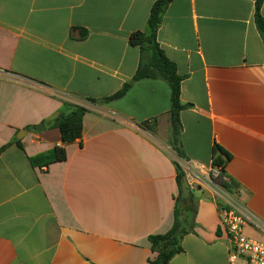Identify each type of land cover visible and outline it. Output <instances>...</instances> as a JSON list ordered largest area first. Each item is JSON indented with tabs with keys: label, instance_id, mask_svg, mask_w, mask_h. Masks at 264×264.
<instances>
[{
	"label": "crops",
	"instance_id": "0c3cea01",
	"mask_svg": "<svg viewBox=\"0 0 264 264\" xmlns=\"http://www.w3.org/2000/svg\"><path fill=\"white\" fill-rule=\"evenodd\" d=\"M155 1L0 0V150L10 144L0 151V264L156 258L148 238L171 229L178 196L169 87L144 79L121 99L88 102L132 79L140 52L129 37L146 30ZM254 3L172 0L157 42L190 105L180 113L185 159L209 166L214 145L230 154L225 176L264 223V43ZM65 106L88 110L80 140L65 146V161L32 168L29 157L61 144L47 123ZM38 125L45 129L33 131ZM191 194L195 233L169 264H243L229 262L211 190ZM244 233L264 242L254 226Z\"/></svg>",
	"mask_w": 264,
	"mask_h": 264
},
{
	"label": "trees",
	"instance_id": "16d2710c",
	"mask_svg": "<svg viewBox=\"0 0 264 264\" xmlns=\"http://www.w3.org/2000/svg\"><path fill=\"white\" fill-rule=\"evenodd\" d=\"M171 1L156 0L150 8L146 30L144 32H134L130 35L129 44L138 48L140 52V61L132 79L124 84L113 96L102 100L89 99L88 102L102 105L121 99L133 84L140 80L151 79L164 81L170 90L169 123L171 136L169 146L179 160H186L180 145L182 131L180 113L190 105L183 104L180 99L183 77L178 75L175 64L165 56L157 42V31ZM262 4H264V0H255L254 24L262 43H264V16L260 13ZM87 111L86 108L81 106L63 107L59 114L47 123L49 129H57L59 131L61 144L54 146L47 152L29 157L28 162L30 166L32 168L47 169L50 165L65 161V146L80 140L82 136V117ZM140 126L152 131L147 123H142ZM13 143L21 147L18 141L15 140ZM8 145L4 146L0 151H3ZM214 155L211 164L219 167L225 175V167L231 159L230 154L219 146L214 145ZM175 167L178 196L175 200L173 225L167 233L150 236L148 238L151 251L156 253V258L150 262L151 264H169L174 256L183 252L181 246L183 238L186 235L195 233L196 205L194 198L191 194L187 204H181L179 199L180 186L185 174L176 162ZM220 187L228 193H231L235 188L234 184L229 180L220 183ZM216 203L220 209L222 207L221 202L216 201Z\"/></svg>",
	"mask_w": 264,
	"mask_h": 264
},
{
	"label": "built area",
	"instance_id": "2783aa9c",
	"mask_svg": "<svg viewBox=\"0 0 264 264\" xmlns=\"http://www.w3.org/2000/svg\"><path fill=\"white\" fill-rule=\"evenodd\" d=\"M176 163L190 182L191 190H200L206 186L211 190L215 201L221 202L220 226L228 240L229 262L242 260L243 264H264V242L250 238L244 233V228L248 225L264 231V223L246 209L240 200L242 190L235 187L232 193L224 191L220 183L228 179L219 167L212 164L204 166L187 160H179Z\"/></svg>",
	"mask_w": 264,
	"mask_h": 264
},
{
	"label": "water",
	"instance_id": "95a60500",
	"mask_svg": "<svg viewBox=\"0 0 264 264\" xmlns=\"http://www.w3.org/2000/svg\"><path fill=\"white\" fill-rule=\"evenodd\" d=\"M44 129H45L44 125H38V126H34L32 128V130L36 131V132L43 131ZM191 193H193V190H191L186 177H184L182 180V184L180 186V197H179V199H180L181 204H183V205L187 204Z\"/></svg>",
	"mask_w": 264,
	"mask_h": 264
}]
</instances>
